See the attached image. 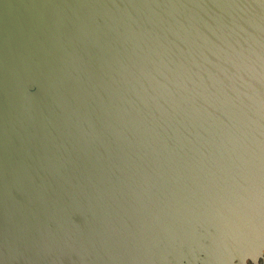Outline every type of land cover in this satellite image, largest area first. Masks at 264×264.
<instances>
[{"label":"water","instance_id":"obj_1","mask_svg":"<svg viewBox=\"0 0 264 264\" xmlns=\"http://www.w3.org/2000/svg\"><path fill=\"white\" fill-rule=\"evenodd\" d=\"M264 252V0H0V264Z\"/></svg>","mask_w":264,"mask_h":264},{"label":"flooded vegetation","instance_id":"obj_2","mask_svg":"<svg viewBox=\"0 0 264 264\" xmlns=\"http://www.w3.org/2000/svg\"><path fill=\"white\" fill-rule=\"evenodd\" d=\"M234 262L235 263H231V264H264V252L260 256H258L255 261L245 259L241 263H239L237 261H234Z\"/></svg>","mask_w":264,"mask_h":264},{"label":"rangeland","instance_id":"obj_3","mask_svg":"<svg viewBox=\"0 0 264 264\" xmlns=\"http://www.w3.org/2000/svg\"><path fill=\"white\" fill-rule=\"evenodd\" d=\"M246 259H249V258H246ZM250 260V259H249ZM234 261H237V260H233L231 263H235ZM239 263H241L240 261H237ZM243 262V261H242ZM231 263H228V264H231Z\"/></svg>","mask_w":264,"mask_h":264},{"label":"bare ground","instance_id":"obj_4","mask_svg":"<svg viewBox=\"0 0 264 264\" xmlns=\"http://www.w3.org/2000/svg\"><path fill=\"white\" fill-rule=\"evenodd\" d=\"M213 264H216V263H213ZM220 264H226L225 262H222V263H220Z\"/></svg>","mask_w":264,"mask_h":264}]
</instances>
